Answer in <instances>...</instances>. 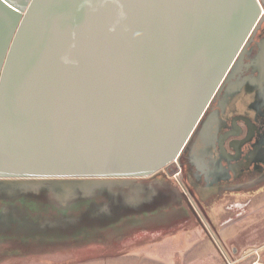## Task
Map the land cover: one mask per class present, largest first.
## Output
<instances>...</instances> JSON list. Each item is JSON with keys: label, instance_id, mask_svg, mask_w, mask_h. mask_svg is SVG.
I'll return each mask as SVG.
<instances>
[{"label": "water", "instance_id": "obj_1", "mask_svg": "<svg viewBox=\"0 0 264 264\" xmlns=\"http://www.w3.org/2000/svg\"><path fill=\"white\" fill-rule=\"evenodd\" d=\"M260 15L259 0H0V199L101 195L114 207L85 217L107 222L139 206Z\"/></svg>", "mask_w": 264, "mask_h": 264}, {"label": "rangeland", "instance_id": "obj_2", "mask_svg": "<svg viewBox=\"0 0 264 264\" xmlns=\"http://www.w3.org/2000/svg\"><path fill=\"white\" fill-rule=\"evenodd\" d=\"M139 183L137 182L136 185ZM120 189L117 184L112 187L114 192ZM42 196L37 199L19 196L11 198V201L8 198L2 200L7 202V205L11 203L12 210L13 208L21 210L22 213L32 209H38L41 213L50 210L48 216L51 219L58 217L60 219L58 218V222L50 221L41 228H35L27 227L30 226L32 218L28 219L27 223L25 216L18 213L23 220V223L19 224L16 220H11L8 215H3L7 222L0 221V264H152L145 259L146 250L138 249L137 244H130L137 242L140 231H142L140 245L179 240L175 245L164 246L157 253H152L165 255L168 259L181 245L183 238L187 239L191 233L196 232L194 234L196 236H192L193 241H204L209 245L217 243L224 248L226 264L232 261L234 262L232 264H264V186L251 193L214 197L207 202H201L203 206L191 200L193 212L172 211L173 215L168 216L167 223L141 224L138 229L131 231L136 238H133L132 234L133 237L125 240H121L118 234L129 232V230H123V226H114L112 230V226L108 227L105 224L107 221L103 220L107 229L100 227L89 231L87 229H91L97 223H91L88 216L84 219L83 227L77 226L76 221L72 219L86 214L91 206L96 205V199L105 201V197L100 195L85 200L76 199L61 207L57 202L47 201ZM115 203L114 201L97 202L98 206L109 204V207H114ZM16 205L18 206L15 207ZM114 221L116 220L111 222ZM32 229L36 230L35 234ZM115 231L118 233L115 234ZM184 233L187 236H183ZM22 234L32 241L29 243L31 246L36 245V248L41 249L24 250L20 245L21 242L15 239ZM113 234H115L114 237ZM40 236H46L44 240H47L41 244L38 243V246L36 241L40 240ZM107 240L112 241L113 244L121 240L126 243V247L118 248L114 244L115 247L112 246L114 248H103L107 247L105 245ZM234 248L236 253L232 251Z\"/></svg>", "mask_w": 264, "mask_h": 264}, {"label": "flooded vegetation", "instance_id": "obj_3", "mask_svg": "<svg viewBox=\"0 0 264 264\" xmlns=\"http://www.w3.org/2000/svg\"><path fill=\"white\" fill-rule=\"evenodd\" d=\"M259 3L256 29L178 159L139 184L161 193L173 190L201 206L214 197L251 193L264 186V0ZM1 209L6 211L5 206ZM16 211L26 219L29 211L42 214L38 209Z\"/></svg>", "mask_w": 264, "mask_h": 264}, {"label": "crops", "instance_id": "obj_4", "mask_svg": "<svg viewBox=\"0 0 264 264\" xmlns=\"http://www.w3.org/2000/svg\"><path fill=\"white\" fill-rule=\"evenodd\" d=\"M142 187L141 189L144 191L145 194H140V199L142 200L143 196V202L139 204V206L135 208H130L125 212V214L120 218L125 221H123V230H129V232H120L119 236H121V240H125L126 238H131L134 236V232L136 229L139 228V225L141 224H163L167 223V219L171 217L172 211H191L193 212V206H191V202H187L186 199H183L178 192H175L171 190L170 192H162L159 191L155 187L151 186H145L140 184ZM140 189V190H141ZM236 195V194H235ZM132 196H130L131 198ZM206 198V196H203ZM97 201L101 202L104 200L97 199ZM106 201V200H105ZM108 202V201H106ZM191 203V204H190ZM96 206L98 204L96 203ZM165 215V216H164ZM170 215V216H169ZM173 215V214H172ZM169 216V217H168ZM167 217V218H166ZM166 221V222H165ZM118 226V227H119ZM142 232V231H140ZM139 233V237L137 242H132L130 244H137L138 249L146 250V257L145 259L147 262L152 264H226L225 260L226 257L224 256L223 249L221 248L219 244H208L204 241H193L192 236H196V232H193L190 234L187 239L183 238L181 245L177 247V249L174 250L173 254L168 258H166L165 255H153L152 253H157L160 248H163L167 245H175L178 241L174 242H167L162 241L159 243H153L151 245H147V243L140 245L141 236ZM144 232V231H143ZM198 232V231H197ZM150 234V232H148ZM133 234V236H131ZM185 234V233H184ZM183 236H187L186 234ZM136 238V235L133 237ZM185 239V240H184ZM188 239H190L188 241ZM121 240H117L114 242L115 246L118 248H124L126 247L125 242H121ZM112 241H106V246L103 247L106 249L114 248ZM147 245V246H145ZM109 246H111L109 248ZM114 246V247H112ZM94 249V248H93ZM233 253H236V249L234 248ZM225 257V258H223ZM232 262H227V264H232Z\"/></svg>", "mask_w": 264, "mask_h": 264}, {"label": "bare ground", "instance_id": "obj_5", "mask_svg": "<svg viewBox=\"0 0 264 264\" xmlns=\"http://www.w3.org/2000/svg\"><path fill=\"white\" fill-rule=\"evenodd\" d=\"M11 201V200H10ZM0 202H3L2 201V199H0ZM98 201H97V199H96V202L95 203H97ZM105 202V201H104ZM103 201H101L100 203H104ZM6 207V211H3L1 208L2 207ZM8 209H10L9 207H8V205L7 204H5V205H3V206H1L0 207V221H4V222H7L6 221V219H5V216H2V215H7V214H11V216H9L10 217V219L11 220H16L19 224H22L23 223V220L20 218V215L15 211V210H8ZM50 211V210H49ZM49 211H45L44 213H42V215L41 216H39L40 214L38 213H33V212H27V223L29 222L28 221V219H31L32 220V222H31V224H30V226H27V227H35V228H37V227H39V228H41L43 225H45L46 223H48V222H53V221H55V220H57V222L59 221V219H60V217H58V218H54V219H51L48 215V213H49ZM5 212V213H4ZM47 212V213H46ZM82 212H84V211H82ZM13 213H15V214H13ZM87 214H84V215H82L81 217H79V218H72L73 220H75L76 221V223H77V226H79V227H83L84 226V219L86 218L85 216H86ZM2 216V217H1ZM88 219H90V221H91V223H97L94 227H92L91 229H87V230H93V229H95V228H100V227H106L105 225H104V222H103V218H102V220H100L101 219V217H100V219H98V218H89V217H87ZM112 220H110V221H108V222H105V224L108 226V227H110V226H112L111 228H112V230H113V228H114V226H119V225H123L122 223H123V221H125V220H123V219H118V220H116V221H114V222H111ZM56 222V221H55ZM54 222V223H55ZM82 224V225H81ZM101 224V225H100ZM100 225V226H99ZM89 226V224L87 225V227ZM108 227H106V229L108 228ZM32 232L35 234L36 233V230H34V229H32ZM95 233V232H94ZM118 232H116L115 231V234H117ZM115 234H113L112 236L114 237V235ZM119 234V233H118ZM46 236H40V240H38V241H36V243H37V245L39 246V244L38 243H42L43 241L45 242L46 240H44V238H45ZM15 239H17V240H19L21 243H20V245H21V247L24 249V250H36V249H41V248H36V245H34V246H31L29 243H32V241L30 240V239H28V237L25 235V234H22V235H20V236H18V237H16ZM22 244H24V245H22ZM29 246V247H28ZM31 247L33 248V249H31ZM35 247V248H34Z\"/></svg>", "mask_w": 264, "mask_h": 264}]
</instances>
